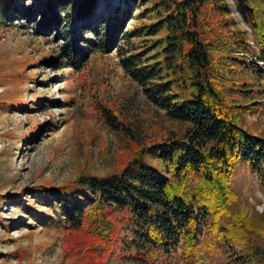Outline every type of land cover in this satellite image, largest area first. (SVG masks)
I'll return each mask as SVG.
<instances>
[{"label":"rangeland","instance_id":"obj_1","mask_svg":"<svg viewBox=\"0 0 264 264\" xmlns=\"http://www.w3.org/2000/svg\"><path fill=\"white\" fill-rule=\"evenodd\" d=\"M80 1L7 0L0 7V264L89 260L84 252L68 248V231L58 223L56 205L35 189L120 171L137 147L180 137L187 127L166 117L123 67L136 55L142 66L153 64L146 59L156 56L161 32L151 27L152 3L96 0L91 13L79 17ZM67 38L79 51L89 52L79 69L66 67ZM101 42L105 47L94 51L90 44ZM247 62L252 60L248 57ZM253 101L261 103L244 110L238 124L264 137V92L255 91L249 99ZM143 158L163 169L160 161ZM231 187L237 198L229 210L252 212L259 223L264 218V188L256 173L239 165ZM200 224L203 236L206 219L200 218ZM118 227L115 249L105 264H187L180 250L160 262L132 257L130 227L122 221ZM263 260L264 237L258 235L242 247L220 244L210 264Z\"/></svg>","mask_w":264,"mask_h":264},{"label":"trees","instance_id":"obj_2","mask_svg":"<svg viewBox=\"0 0 264 264\" xmlns=\"http://www.w3.org/2000/svg\"><path fill=\"white\" fill-rule=\"evenodd\" d=\"M143 1L152 3L151 27L161 32L158 50L146 59L151 65L142 66L136 55L123 67L166 117L187 124L184 133L137 147L120 171L80 176L35 193L56 205L68 248L89 256L83 264L106 263L119 221L130 227L132 257L160 262L180 250L187 264H210L220 244L242 247L264 237V218L257 223L252 212L229 210L237 198L231 182L239 165L256 173L264 188V137L238 124L244 110L261 103L249 102L255 91L264 92L258 65L264 67V0H231L244 26L226 0ZM95 2L81 0L76 14L88 16ZM65 41L66 67L79 69L89 52ZM90 45L96 51L106 43ZM200 218L206 219L203 236Z\"/></svg>","mask_w":264,"mask_h":264},{"label":"built area","instance_id":"obj_3","mask_svg":"<svg viewBox=\"0 0 264 264\" xmlns=\"http://www.w3.org/2000/svg\"><path fill=\"white\" fill-rule=\"evenodd\" d=\"M231 3H232V1L231 0H229ZM251 45H253V43H250Z\"/></svg>","mask_w":264,"mask_h":264}]
</instances>
